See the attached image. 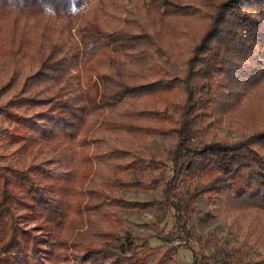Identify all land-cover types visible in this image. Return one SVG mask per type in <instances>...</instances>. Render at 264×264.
<instances>
[{
	"label": "trees",
	"instance_id": "1",
	"mask_svg": "<svg viewBox=\"0 0 264 264\" xmlns=\"http://www.w3.org/2000/svg\"><path fill=\"white\" fill-rule=\"evenodd\" d=\"M137 1L104 31L79 24L86 11L52 19L37 0L19 12L0 0V61L26 72L0 102V264H148L149 239L194 243L186 244L191 264H264L246 257L252 245L192 240L190 229L193 220L236 214L264 223V0ZM52 2L58 13L68 6ZM217 127L249 135L223 141ZM164 136L174 137L165 156L141 146ZM59 145L58 158L34 156ZM120 190L160 198L123 200ZM204 198L209 211L192 219ZM117 209H155L152 234L127 235ZM168 213L173 230L163 233ZM82 214L85 229L65 238L71 216ZM116 228L124 235L117 250Z\"/></svg>",
	"mask_w": 264,
	"mask_h": 264
},
{
	"label": "rangeland",
	"instance_id": "2",
	"mask_svg": "<svg viewBox=\"0 0 264 264\" xmlns=\"http://www.w3.org/2000/svg\"><path fill=\"white\" fill-rule=\"evenodd\" d=\"M140 2L137 0H98L94 1L84 13L79 24L95 22L102 30L111 31L117 29L121 24V18L127 9H133L135 6H139ZM208 10L199 9L198 15L208 14ZM2 34L6 37L5 27L0 26ZM103 72V67L99 69ZM24 69L20 67L18 62L8 63L6 61H0V102L5 101L8 97L13 96L17 87L21 82V77L25 74ZM100 112H96L90 116L89 124L93 128L100 119ZM2 120L0 119V126H2ZM214 135L216 138L223 141H238L245 139L249 134L240 130L237 127H217L214 130ZM119 135H116V137ZM105 137H108L106 135ZM174 143L173 136L164 137H152L145 138V141L141 146L145 145L151 149L155 155L163 154L165 156L166 150L172 147ZM55 152L45 151L41 147L36 148L34 151V156L40 159L48 160L50 157H59L60 148ZM136 154H143L140 149L134 150ZM60 159V158H59ZM29 162L32 161V156L28 157ZM8 162V159L4 160ZM165 167L168 166L164 162ZM166 172V170H165ZM167 173V172H166ZM118 196L123 200L129 201H157L159 200V195L154 191H138V190H120ZM196 212L192 216V219L197 217H203V215L209 211L210 202L207 198L197 200L195 203ZM118 220L122 224V228L125 233L132 237H146L152 234L151 220L152 215L155 213V209H150L145 212L136 213L134 211H124L115 210ZM92 217V215L90 214ZM78 215H72V223H70L63 232V236L67 239H71L77 232L83 231L85 229V218L83 215L78 218ZM162 232L167 233L173 230V220L168 213L163 222ZM233 227V228H230ZM190 229L192 240L197 237L201 238H217L219 242H225L227 246L232 247L234 245H243L244 247H249L252 245L251 251L246 254L247 258H252L253 253L264 256V223L263 219L254 218V216L249 214H236L227 215L222 217H217L213 220L191 221ZM259 235V241L256 244H252L255 235ZM116 240L112 241V247L114 249H121L124 246V235L122 232L116 228L115 229ZM176 241V242H175ZM173 240L170 244L160 247V243L156 242L154 239L148 240V247L155 248L152 253L149 254L147 258L148 264H154L156 258L160 257L166 249L171 248L174 253L170 255L171 261L165 264H191L190 252L186 248V244L195 247L192 242H183L179 239ZM125 254V252H123ZM148 254V251H145Z\"/></svg>",
	"mask_w": 264,
	"mask_h": 264
},
{
	"label": "clouds",
	"instance_id": "3",
	"mask_svg": "<svg viewBox=\"0 0 264 264\" xmlns=\"http://www.w3.org/2000/svg\"><path fill=\"white\" fill-rule=\"evenodd\" d=\"M42 14L49 18L55 19L57 17H72L87 11L89 7L88 0H68V6L59 13L52 2V0H37ZM7 7L10 10L19 12L25 7V0H7Z\"/></svg>",
	"mask_w": 264,
	"mask_h": 264
},
{
	"label": "built area",
	"instance_id": "4",
	"mask_svg": "<svg viewBox=\"0 0 264 264\" xmlns=\"http://www.w3.org/2000/svg\"><path fill=\"white\" fill-rule=\"evenodd\" d=\"M176 242V241H175Z\"/></svg>",
	"mask_w": 264,
	"mask_h": 264
}]
</instances>
